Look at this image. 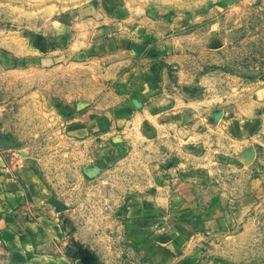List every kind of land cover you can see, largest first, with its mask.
Listing matches in <instances>:
<instances>
[{
	"label": "rangeland",
	"instance_id": "rangeland-1",
	"mask_svg": "<svg viewBox=\"0 0 264 264\" xmlns=\"http://www.w3.org/2000/svg\"><path fill=\"white\" fill-rule=\"evenodd\" d=\"M153 70L169 108L134 94ZM0 152L71 264H151L130 209L186 183L230 216L210 264H264V0H0Z\"/></svg>",
	"mask_w": 264,
	"mask_h": 264
},
{
	"label": "crops",
	"instance_id": "crops-1",
	"mask_svg": "<svg viewBox=\"0 0 264 264\" xmlns=\"http://www.w3.org/2000/svg\"><path fill=\"white\" fill-rule=\"evenodd\" d=\"M157 60L153 59L148 67L161 71L165 62V68H178L175 75L180 77L182 69L179 64H169L172 60H168L165 55H160V60ZM183 76L187 78L189 74L184 71ZM165 81L163 73L158 77L154 71L151 76L138 81L139 88H135L134 94L158 91L160 94L153 97L150 103L169 108L173 96L168 94ZM186 184V194L166 198L165 202L163 198L166 196L158 193L160 200L155 203V211L151 214L145 212L142 201L134 203L130 209L133 214L129 221H135L131 233L141 234L154 226L163 227L161 230L155 229L154 236L159 237L152 235V244L148 245V252L153 259L151 264H210L213 258L211 254L205 253V245L216 256L218 252H226L227 244H218L216 241L222 240L220 236L231 228L230 216L224 211L222 201L209 198L207 206L198 207L205 201L201 195L202 184ZM32 189L37 192L35 187ZM192 189L198 193L197 196L190 195ZM37 199L27 187V178L12 172L5 165L0 152V260L4 264H71L72 256L61 237L60 228L42 205L36 202ZM174 205L182 208L172 218L166 216L165 211ZM206 238H209V242ZM141 240H150V234L144 235ZM154 247L160 249L152 253ZM218 258L224 259L222 256Z\"/></svg>",
	"mask_w": 264,
	"mask_h": 264
}]
</instances>
